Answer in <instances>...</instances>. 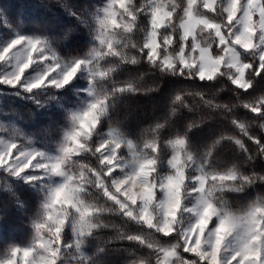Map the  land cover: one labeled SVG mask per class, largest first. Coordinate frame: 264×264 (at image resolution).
<instances>
[{
	"label": "clouds",
	"instance_id": "1",
	"mask_svg": "<svg viewBox=\"0 0 264 264\" xmlns=\"http://www.w3.org/2000/svg\"><path fill=\"white\" fill-rule=\"evenodd\" d=\"M0 264H264V0H0Z\"/></svg>",
	"mask_w": 264,
	"mask_h": 264
}]
</instances>
